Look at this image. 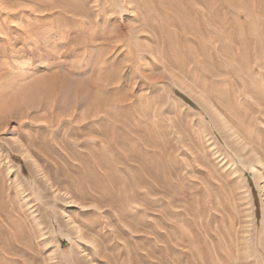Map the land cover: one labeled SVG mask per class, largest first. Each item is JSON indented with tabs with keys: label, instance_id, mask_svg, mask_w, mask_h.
Wrapping results in <instances>:
<instances>
[{
	"label": "rangeland",
	"instance_id": "obj_1",
	"mask_svg": "<svg viewBox=\"0 0 264 264\" xmlns=\"http://www.w3.org/2000/svg\"><path fill=\"white\" fill-rule=\"evenodd\" d=\"M0 264H264V0H0Z\"/></svg>",
	"mask_w": 264,
	"mask_h": 264
}]
</instances>
